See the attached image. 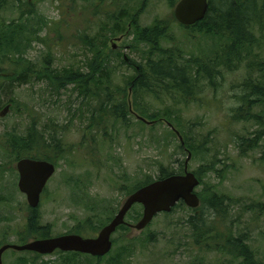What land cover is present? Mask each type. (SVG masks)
I'll return each mask as SVG.
<instances>
[{"label": "rangeland", "instance_id": "374dc122", "mask_svg": "<svg viewBox=\"0 0 264 264\" xmlns=\"http://www.w3.org/2000/svg\"><path fill=\"white\" fill-rule=\"evenodd\" d=\"M178 1L0 0V31L7 25L15 31L6 36L0 33V40L5 42L10 38L15 45H23L19 51L0 50L7 70L3 74L13 75L8 73L13 65L10 55L17 53L23 55L27 65L31 64L36 72L29 83L17 84L7 93L6 97L16 99L18 110L0 116V133L16 128L26 134L34 118L46 132L62 131L65 151L52 156L57 171L48 182L38 207L41 224L51 225L52 236L74 233L73 228L88 218L96 222L92 237L96 236L103 225L115 217L138 184L148 176L156 177L161 166L169 171H177L183 166L184 173L185 161L191 152L189 170L199 172L197 176L201 184L196 192L200 198L208 197L214 190L238 199L237 203H227L231 205L227 210V222L237 234L244 235L259 259L264 260V213L245 209L246 205L264 202V137L256 149L241 155L236 143L238 136L253 138L254 132L261 127L254 122L234 123L231 118L233 110L241 104L238 96L250 75L247 64L257 60L254 56L257 49L240 68H222L217 88L205 85L201 91V103H180L178 98L150 100V109L173 112L172 123L194 146L201 145L198 152L180 149V139L167 121L142 125L130 117L125 126L111 122L105 131L86 130L90 109L95 103L88 101L81 105L82 98L73 85L57 90L43 79L36 78L49 69L68 66L83 67L86 71L85 63L88 64L94 49H100L99 59L109 57L116 50L129 62H141L148 49L145 46L133 49L131 34L110 36L102 29L108 25L111 27L116 19L118 22L123 17L122 24L132 30L131 19L137 14L140 27L151 26L158 20L169 23L172 40L164 46L182 48L185 57L197 50L201 56H212L218 40L181 27L174 16ZM255 1L262 8L256 37L264 46V0ZM260 59L263 60L264 55ZM111 65L117 66L113 75L117 85L124 84L134 73L133 68L121 64L118 57ZM16 66L19 68L21 64ZM127 92L133 100L129 89ZM16 164L0 148V247L6 243H20L17 232L23 231L29 216L27 197L18 187ZM205 206L195 212L185 204L168 215L160 213L141 231L131 227L117 230L112 237L113 249L103 260L68 252L61 254L60 251L41 255L8 249L3 254V262L193 264L198 261L201 264H222L219 261L223 259L217 250L194 245L187 222L190 215H211L212 210ZM142 215L143 206L137 205L126 219L129 223H136ZM27 240L33 239L28 237ZM118 253L125 256L122 263L118 258L112 261V256L116 257Z\"/></svg>", "mask_w": 264, "mask_h": 264}, {"label": "trees", "instance_id": "16d2710c", "mask_svg": "<svg viewBox=\"0 0 264 264\" xmlns=\"http://www.w3.org/2000/svg\"><path fill=\"white\" fill-rule=\"evenodd\" d=\"M209 2V10L202 21L189 27L183 25L181 27L193 29L200 34L204 33L203 35H209L218 40L212 56H201L197 50L185 57V51L182 48L164 46V43H171L172 40L169 37V23L158 20L151 26L140 27L139 14H137L131 19L133 23L132 30L127 24H122L123 17L118 22L116 19L111 27L108 25L102 29L110 33V36L125 32L131 34L133 36L131 43L133 49H138L141 46L148 49L147 55L143 57L141 62L134 63L131 60L129 62V59L123 57V53L116 50L109 57L99 59L98 52L100 49H94L93 56L89 59L88 64L85 63L87 65L86 71L83 67L76 69L75 66H68L56 70L49 69L40 74L43 78L39 76H36V78L43 79L57 90L73 85L74 90L82 98L81 105L87 104L88 101L90 104L95 103L90 109L86 130L105 131L111 122L125 126L130 122V117L136 118L138 123L143 125L145 122L138 119V116L145 117L155 123L159 121L172 123L173 112L171 110L161 112L160 110L150 109L151 99L175 100L178 98L180 103H201L203 100L201 91L205 85L217 88L222 76V68L227 70L240 68L253 55L254 49H257V53L254 55L257 60L247 64L250 75L242 84V93L238 96L241 104L233 110L231 115L234 123L254 122L261 127L260 130L254 132L255 136L253 138L238 136L236 143L240 149V154L246 155L249 150L256 149L261 143L260 140L264 137V59H260L264 55V46L256 37L261 25L262 8L258 6L255 0H209ZM175 21L177 20L175 19ZM7 26V28H1L0 33L3 36L13 35L15 31L11 29L10 25ZM9 39L5 42L0 40V50L6 49L7 52L21 50L23 45L17 46ZM2 56L0 55V77L3 79L0 82V112L7 105L11 106L10 111L15 112L18 110L16 99L6 97L7 93L11 91V87L17 84L29 83L36 72L33 71L31 64L27 65L24 56L17 53L10 55L12 56L13 65L12 70L8 73L13 75L5 76L3 71L6 67L3 64ZM115 57L121 60V64L128 65L134 70V73L126 79L124 84L117 85L114 82L113 75L117 71V66L111 64L114 62ZM18 63L21 64L19 68L16 66ZM127 89L130 90V95L133 94V100L129 97ZM194 125H191L190 128ZM183 138L187 149L198 152L201 145L194 146L184 135ZM94 141L97 140L94 139ZM63 147L62 131L46 132L45 128L41 129L39 127L35 118L29 124L26 134L20 133L16 128L0 133L1 150L10 156L12 161L16 162L24 157L54 162L52 156L64 153L65 149ZM179 147L180 149L184 148L182 143ZM182 172L183 166L177 171H169L168 168L161 166L156 177L148 176V179L138 184L133 191L156 179L181 174ZM196 174H199V172ZM237 202L238 199L211 190L208 197L201 199L198 208L190 209L198 212L199 209H203L205 205H208L212 210L211 215L208 216L203 213L202 215L196 214L188 217L187 222L191 228L194 245L217 250L220 259H223L219 261L222 264H264V260L259 259L244 235L237 234L236 230L230 227L232 224L229 225L227 222V210L231 206L227 203ZM184 206L185 204L180 202L173 210ZM28 208L29 216L24 224V229L17 232V235H19L18 242H28V237L32 239L51 237L52 227L50 224H41L38 208L34 209L30 206ZM245 209L264 213V202L246 205ZM165 214L168 215L169 213ZM95 225L96 222L93 218H88L82 223L79 222L73 228V232L92 237V233L96 229ZM129 228L130 226L121 225L117 230H129ZM129 249H132V247ZM132 250H134V247ZM60 253L65 254L61 251ZM68 254L85 255L97 260H103L109 256L107 254L104 257H93L78 252H68ZM124 257L123 253L116 257L112 256V261L115 262L118 258L122 259V263ZM193 264L201 263L194 261Z\"/></svg>", "mask_w": 264, "mask_h": 264}, {"label": "water", "instance_id": "95a60500", "mask_svg": "<svg viewBox=\"0 0 264 264\" xmlns=\"http://www.w3.org/2000/svg\"><path fill=\"white\" fill-rule=\"evenodd\" d=\"M209 4V0H179L174 10V16L183 26L195 25L206 17ZM10 109L11 106L7 105L0 112V116H6ZM138 119L150 125L155 123L142 116H138ZM167 123L178 135L184 148L188 150L181 132L170 122L167 121ZM191 157L192 154L189 152L185 161L184 173L157 179L129 194L115 217L102 227L96 236L85 237L81 234L71 233L37 238L25 243H6L0 247V264H4L3 254L8 249L31 251L41 255L52 254L60 250L62 252H78L93 257H104L112 250V236L121 225L126 224L141 231L158 214L171 212L181 201L190 208H198L201 199L196 188L200 185V179L193 171L189 170ZM16 168L19 173V190L26 195L31 208H38L42 193L57 171L56 164L44 159L24 157L17 162ZM135 204L143 206V215L140 220L131 224L126 221V217Z\"/></svg>", "mask_w": 264, "mask_h": 264}]
</instances>
